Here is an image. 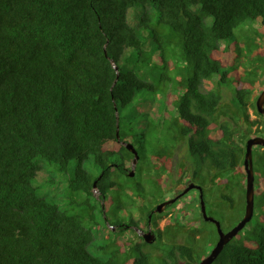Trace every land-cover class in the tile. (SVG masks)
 I'll use <instances>...</instances> for the list:
<instances>
[{
  "label": "trees",
  "instance_id": "trees-1",
  "mask_svg": "<svg viewBox=\"0 0 264 264\" xmlns=\"http://www.w3.org/2000/svg\"><path fill=\"white\" fill-rule=\"evenodd\" d=\"M136 5L142 13L132 26L128 11ZM247 20L258 21L264 34V0H0V264H197L206 256L218 239L212 223L210 236L199 227L201 217L185 227L178 215L152 210L165 199L174 149L187 137L188 151L198 162L191 180L204 188V198L214 195L209 204L216 203L214 178L229 185L242 176L244 211L245 141L264 134L254 97L264 88V70L236 67L241 55L233 29ZM138 30L149 31L159 51L155 62L161 73L155 83L135 71L146 63ZM222 41L229 43L221 47ZM252 62L264 64V47ZM215 76L219 85L231 81L232 107L222 102L219 89L203 90L204 81ZM150 90L168 96L154 145L151 130L141 127L136 133L132 125L123 126L126 116L135 118L134 98ZM239 121L246 125L240 141ZM122 142L137 150L134 177L128 176L134 154ZM259 149H252L254 174L263 156ZM38 157L61 170L75 160L69 190L86 197L97 191L103 214L107 197L119 188L130 201V224L150 226L163 240L157 247L164 259L152 257L154 249L145 248L155 242L148 244L140 235L141 243L128 249L123 244L106 256L90 252L94 236L85 216L37 194ZM89 157L96 176L82 168ZM180 169L178 188L187 180L183 164ZM260 178L264 184V174ZM218 198L233 204L226 193ZM257 207L264 208V197ZM219 208L212 206L213 212ZM212 264H264V224L256 219L244 234L241 230Z\"/></svg>",
  "mask_w": 264,
  "mask_h": 264
},
{
  "label": "rangeland",
  "instance_id": "rangeland-1",
  "mask_svg": "<svg viewBox=\"0 0 264 264\" xmlns=\"http://www.w3.org/2000/svg\"><path fill=\"white\" fill-rule=\"evenodd\" d=\"M150 12L153 22H155L156 17L154 9ZM141 13L142 8L138 5L130 8L128 11L129 24L135 26L137 18ZM138 34L145 45L146 63H143L142 65L139 64L135 71L147 82L155 83L156 78L161 73V67L155 62L156 57L159 55V51L157 50V47L152 44L149 31L138 30ZM233 35L236 42L239 44V53L241 55V59L237 62L236 67L252 70L259 65L261 70H264L263 63L252 62L253 59L260 54V48L264 47V34L260 23L258 21L247 20L245 23L233 29ZM228 43L229 41H222L220 42V46L224 47ZM234 51L238 53V50ZM126 55L128 58H131V56L129 57V51H126ZM124 67H131V64L125 62ZM172 75H174V73H172ZM216 77L217 76L204 81L203 90L209 91L219 89L223 97L222 102L227 104V106L232 107L234 104V88L231 81L228 80L225 84L219 85ZM261 79L264 80V74H261ZM159 87L163 88L160 85ZM256 92L257 93L254 95L255 98L260 91ZM145 93V96L137 95L134 98L132 114L135 118L130 120V118L126 116L123 120V126L124 128H128V125H132L133 131L136 133L140 132L141 127H146L151 130V134L148 138L151 140V144L154 145L155 142H153V140L156 135V130L158 129V123L164 120V111L166 109L165 105L168 104V96L161 94L159 91L153 93L150 90ZM168 112H170V110H168ZM245 128V123L240 122V132L236 138L238 141L242 139V132L245 131ZM263 129L264 125L262 127V130ZM257 136L264 137V134L260 133ZM179 141L180 142L177 143L174 149L172 157L170 166L171 177L167 183L166 192L164 194L165 198L175 196L180 191L179 189H181L176 185V181L181 175V164L184 165L185 163H188V168H190L189 171L198 168L197 160L191 156L188 151L187 137L180 138ZM259 151L263 155L260 164L264 165V148L262 147ZM36 162L40 167L33 180V184L37 188V194L57 203L62 210L85 216L83 223L86 227L91 229L94 236L93 241L88 247L90 252L99 256H106V251L113 252L118 249L120 245L124 244V248L128 249L133 243H141V240L138 239V235L141 236L147 229H140L139 227L130 224L128 220V207H130V201L122 195L119 188L114 189L112 194L107 197V207L103 214L98 205L100 199L97 191H94L92 196L86 197L82 192H73L69 190L68 181L72 177L74 168L77 165L75 160L70 161L64 170L59 169L57 164L50 163L42 157H38ZM261 165L255 166V176L257 177L255 181V212L251 221L242 229L243 234L247 229L251 228L256 219L264 224V208L258 209L257 207V204L264 197V184L260 178L264 174V166L262 168ZM82 168L90 172L93 176L98 174V170L93 166L91 157L82 162ZM129 168L131 169V166ZM185 170L186 168L183 169V171ZM234 172L238 173V170ZM134 176L135 173L133 177ZM225 176H228V174H225ZM147 177L149 176L147 175ZM241 179L242 176H239L236 179H231V181L228 182L229 185H226L225 183L223 184L216 181L214 178L215 182H213L212 185L214 194L220 197L221 194L226 193V195H229L233 200V204L230 205L228 202H223L217 197V201L214 205L220 207L219 212H213L212 206L214 205L211 206L209 202L207 204L208 213L220 221L221 228L224 231L228 230V225H235L238 222L237 219H240L244 212H242L243 201L239 188L241 186ZM127 192L129 194L133 193L130 189H127ZM112 196L113 198H111ZM194 196H196V191L191 189V191H188L173 203V206L169 208L167 215H178L185 227L192 226L199 221L200 217L198 207L195 205L194 201H192ZM91 207H93V209H91ZM134 218L136 219L137 216L134 215ZM199 227L203 228L208 235H213L214 227L202 218H200ZM184 238L185 234L180 235L178 241L182 242L184 241ZM157 246H160V242L158 241L146 247L145 250H153ZM100 248L105 249V252H101ZM142 249H144L143 246ZM133 256L134 254L132 257Z\"/></svg>",
  "mask_w": 264,
  "mask_h": 264
},
{
  "label": "water",
  "instance_id": "water-1",
  "mask_svg": "<svg viewBox=\"0 0 264 264\" xmlns=\"http://www.w3.org/2000/svg\"><path fill=\"white\" fill-rule=\"evenodd\" d=\"M115 70H117V66L114 65ZM257 92L255 91L254 94ZM256 109L259 114L264 117V88L257 94L256 101H255ZM116 107V106H115ZM118 119V117L116 116ZM117 138L119 137L118 134V125H117ZM122 144L134 154V158L132 160V166L128 173L129 177H133L135 165L138 160V153L134 146L129 142H122ZM259 145L264 148V137L261 136H252L247 138L245 142V153L243 158V166L245 171L246 177V185H245V204H244V213L241 219L233 225L229 230L224 231L221 228L220 221L214 218L211 215H208L206 212L205 201L203 198V189L201 186L194 184L193 182L187 184L178 194L173 196L170 199H167L163 202L158 203L155 208L152 210L153 213H161L164 210V207L169 204H173L177 201L180 197L190 191L192 188H197L199 191V199H200V213L202 219L207 222H211L215 225L216 232L218 235V239L210 250V252L204 256L197 264H212L218 254L221 252L225 244H227L233 237H235L245 226L246 224L252 219L254 214V207H255V188H254V180L255 174L253 169V157H252V149L253 146ZM93 185H96V181H94ZM150 218V216H149ZM142 237L144 241L148 244L154 242L155 234L152 232L150 226L148 229L143 232Z\"/></svg>",
  "mask_w": 264,
  "mask_h": 264
},
{
  "label": "flooded vegetation",
  "instance_id": "flooded-vegetation-1",
  "mask_svg": "<svg viewBox=\"0 0 264 264\" xmlns=\"http://www.w3.org/2000/svg\"><path fill=\"white\" fill-rule=\"evenodd\" d=\"M247 140V139H246ZM246 142V141H245ZM261 149H262V147H261ZM183 163H185V162H183ZM188 163H185L184 165H183V169L184 168H186V170L184 171L185 172V174L183 175V177H185V179H187L186 180V182H185V184H184V186L180 189V191L187 185V184H189V183H191V182H193L194 184H196V185H198V186H201L200 184H198V183H196V182H194L193 180H191L192 179V176H193V172L194 171H196L195 169H193L192 171H189V169L190 168H188V165H187ZM202 175L204 176L203 178H204V180L205 181H210V174H209V171H208V169L207 168H204L203 170H202ZM202 187V186H201ZM202 189H203V198H204V188L202 187ZM192 190H194V191H196V196H194V198H192L193 200L192 201H194V203H195V205L198 207V210H199V214H200V217L202 218V216H201V213H200V199H199V191H198V189L197 188H192ZM179 191V192H180ZM191 191V190H190ZM178 192V193H179ZM177 193V194H178ZM211 194H212V192H211ZM213 197H214V195H213ZM213 197H211L210 196V201L211 200H213L214 198ZM170 198H172V197H167V198H165L164 200H162V201H160V202H163V201H165V200H167V199H170ZM216 198H217V195H216ZM204 201H205V206H206V212H207V214L208 215H210V213H208V211H207V204H208V202H210L209 200H207V199H205L204 198ZM159 202V203H160ZM170 205V204H169ZM169 206L168 205H166L165 207H164V210H163V212H168V210H169ZM244 213V212H243ZM168 214H170V213H168ZM254 215V214H253ZM243 216V215H242ZM211 223V222H210ZM161 224H162V222H161ZM213 224V223H212ZM214 225V224H213ZM215 226V225H214ZM229 230V229H228ZM145 232V231H144ZM154 234H155V240H154V242H161V241H163V240H159L158 239V235L155 233V232H153ZM143 234V233H142ZM141 237H142V235H141ZM143 238V237H142ZM154 242H152V243H154ZM213 248V247H212ZM142 249V248H141ZM150 254H151V256L152 257H155L156 259H161V260H163L164 259V255H163V250L162 249H160L159 247H156L153 251H150Z\"/></svg>",
  "mask_w": 264,
  "mask_h": 264
}]
</instances>
